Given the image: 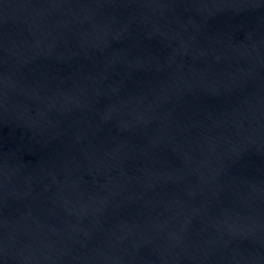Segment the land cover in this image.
Here are the masks:
<instances>
[{"label": "water", "instance_id": "obj_1", "mask_svg": "<svg viewBox=\"0 0 264 264\" xmlns=\"http://www.w3.org/2000/svg\"><path fill=\"white\" fill-rule=\"evenodd\" d=\"M0 264H264V0H0Z\"/></svg>", "mask_w": 264, "mask_h": 264}]
</instances>
